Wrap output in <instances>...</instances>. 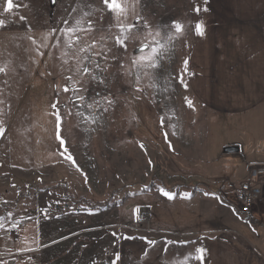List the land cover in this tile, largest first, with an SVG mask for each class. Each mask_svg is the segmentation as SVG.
Listing matches in <instances>:
<instances>
[{"label": "rangeland", "instance_id": "rangeland-1", "mask_svg": "<svg viewBox=\"0 0 264 264\" xmlns=\"http://www.w3.org/2000/svg\"><path fill=\"white\" fill-rule=\"evenodd\" d=\"M140 4L0 0V264H233L232 228L264 253V195L259 226L222 190L249 177L239 138L169 26L187 0Z\"/></svg>", "mask_w": 264, "mask_h": 264}, {"label": "crops", "instance_id": "crops-1", "mask_svg": "<svg viewBox=\"0 0 264 264\" xmlns=\"http://www.w3.org/2000/svg\"><path fill=\"white\" fill-rule=\"evenodd\" d=\"M103 8L101 14L107 12V6ZM174 9L177 10L173 11L169 26L177 31L174 26L179 23L191 42L186 60L190 89L203 107L216 113L215 123L220 129L229 123L230 130L238 135L239 140L225 144L239 148L229 154L240 157L247 168L252 162H264V0H187V7ZM201 22L205 26L203 37L195 29ZM250 127L252 137L247 142L245 135ZM237 214L262 226L257 222L260 208L251 215L240 211ZM232 229L231 240L238 242L244 248L242 252L252 258L247 263L264 264V253H250L247 247L262 244L258 228L249 231L250 238ZM233 247L229 243V250H224L233 257V264H247L243 253Z\"/></svg>", "mask_w": 264, "mask_h": 264}, {"label": "built area", "instance_id": "built-area-1", "mask_svg": "<svg viewBox=\"0 0 264 264\" xmlns=\"http://www.w3.org/2000/svg\"><path fill=\"white\" fill-rule=\"evenodd\" d=\"M248 169L247 180L232 184L230 187L224 186L222 189L233 195L232 202L236 203V208L244 215L255 212L264 195V164L251 163ZM66 209L70 210V205H66Z\"/></svg>", "mask_w": 264, "mask_h": 264}, {"label": "snow or ice", "instance_id": "snow-or-ice-1", "mask_svg": "<svg viewBox=\"0 0 264 264\" xmlns=\"http://www.w3.org/2000/svg\"><path fill=\"white\" fill-rule=\"evenodd\" d=\"M53 2H55V0H53ZM104 2H105V4L107 5L108 3H109V0H104ZM205 2H207V0H205ZM121 7L123 8L124 6H123V4L121 3ZM109 10L111 11V9L109 8ZM204 10H207L206 8L204 9ZM196 11L197 12H199L200 11V9L199 8H197L196 9ZM77 24H79V22H77ZM91 28V25H89V29ZM195 29H197V35H199V36H201V37H203L204 35H205V26H204V24L201 22V23H199V24H197L196 26H195ZM76 28H73L71 25H69L68 26V28L65 30V35H67L69 38H68V41H67V43H68V46L69 47H71L72 46V44L70 43L71 41H72V34H74L75 32H76ZM183 29H181V31H182ZM132 38H135L134 37V35H133V37ZM126 39H128V38H126ZM126 39H124V40H126ZM124 40H123V42L122 43H120L119 42V40H118V43H120V44H124ZM148 47V45H145L144 46V48L146 49ZM143 50V49H142ZM63 141V140H62ZM63 144H64V142H63ZM117 259H118V257H117Z\"/></svg>", "mask_w": 264, "mask_h": 264}, {"label": "water", "instance_id": "water-1", "mask_svg": "<svg viewBox=\"0 0 264 264\" xmlns=\"http://www.w3.org/2000/svg\"><path fill=\"white\" fill-rule=\"evenodd\" d=\"M142 49L145 50L144 47H142ZM224 151H225V153H228V154L229 153H235V152H238L239 151V148L238 147H226Z\"/></svg>", "mask_w": 264, "mask_h": 264}, {"label": "bare ground", "instance_id": "bare-ground-1", "mask_svg": "<svg viewBox=\"0 0 264 264\" xmlns=\"http://www.w3.org/2000/svg\"><path fill=\"white\" fill-rule=\"evenodd\" d=\"M144 218L146 217V216H143Z\"/></svg>", "mask_w": 264, "mask_h": 264}]
</instances>
